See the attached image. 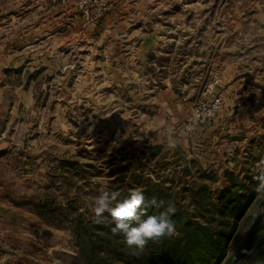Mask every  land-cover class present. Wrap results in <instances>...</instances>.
<instances>
[{
  "label": "rangeland",
  "instance_id": "374dc122",
  "mask_svg": "<svg viewBox=\"0 0 264 264\" xmlns=\"http://www.w3.org/2000/svg\"><path fill=\"white\" fill-rule=\"evenodd\" d=\"M207 1L165 16L126 7L131 20L118 30L126 40L117 41L100 23L110 0L95 24L76 7L80 37L45 59L47 67H39V42L26 48L0 24V56L23 63L0 69V264H81L70 229L40 218L33 202L54 196L90 209L101 189L115 190L140 163L154 176L155 158L165 157L171 174L175 159L194 157L217 174L212 190L226 187L227 170L256 174L264 156V0H219V9ZM218 96L222 108L208 115ZM154 145L162 150L153 158ZM258 220L261 193L238 220L237 241Z\"/></svg>",
  "mask_w": 264,
  "mask_h": 264
},
{
  "label": "trees",
  "instance_id": "16d2710c",
  "mask_svg": "<svg viewBox=\"0 0 264 264\" xmlns=\"http://www.w3.org/2000/svg\"><path fill=\"white\" fill-rule=\"evenodd\" d=\"M152 150L154 158L162 147L154 145ZM164 159L155 158L154 176L143 173L145 164L140 163L137 172L119 176L114 188L126 195L130 188L139 187L147 199L155 196L175 204L177 234L149 241L143 252L129 249L121 236L110 232L107 214L103 223H94L92 211L85 206L64 200L59 203L51 196L33 202L35 214L52 225L70 229L81 264H264V222L258 220L240 241L235 235L238 220L256 196L255 175L242 179L227 170L226 187L212 190L209 181H216L217 174L198 159H186L185 155L184 160L175 159L176 171L171 174L165 172ZM65 181L70 183L68 177ZM148 211L159 209L150 207Z\"/></svg>",
  "mask_w": 264,
  "mask_h": 264
},
{
  "label": "crops",
  "instance_id": "0c3cea01",
  "mask_svg": "<svg viewBox=\"0 0 264 264\" xmlns=\"http://www.w3.org/2000/svg\"><path fill=\"white\" fill-rule=\"evenodd\" d=\"M78 0H69L66 3H41L38 0H0V14L3 12H8L9 16L7 18L0 17L1 23H6L9 26L10 38L20 39L21 41L26 40V45L24 47L28 48L29 44L32 42H39L37 44L38 54L42 57V63L39 67H47V63L44 62L51 54H56L59 50L64 49L67 43L75 42V40L80 37V25L82 21L81 13L76 8ZM215 2V3H214ZM111 9L105 13L104 17L101 19L100 23L106 24L108 26L107 33L103 35L105 38L114 39H125L126 33L119 30V24L131 20L130 15L123 14L124 8L136 6L140 12L145 8H153L158 16H165L166 13L175 12L177 8L190 7L196 3L198 6H206L207 0H110ZM215 8L220 7V1H213L212 3ZM123 8V9H120ZM77 9V10H76ZM157 14L154 18L158 17ZM173 19L175 15L168 16ZM142 24H146L145 16L140 17ZM152 21L149 20V23ZM5 26V25H4ZM122 26V24H121ZM141 28V27H140ZM141 34L138 38L141 40L146 37V33L141 29L137 32ZM143 33V34H142ZM169 36H173L170 34ZM155 39H164L165 35L155 34ZM97 38V37H96ZM98 38L104 39L101 36ZM97 38V39H98ZM126 40V39H125ZM18 41V40H16ZM22 43V42H20ZM5 45V44H4ZM33 47V46H31ZM1 49V48H0ZM31 48L30 52H32ZM116 51L114 52V54ZM17 58H18V54ZM32 59L35 58L34 55L37 53H31ZM16 58V59H17ZM11 56L8 58L5 56H0V69H5L9 65L11 67H16L17 65H22L21 62L11 61ZM38 68V67H37Z\"/></svg>",
  "mask_w": 264,
  "mask_h": 264
},
{
  "label": "clouds",
  "instance_id": "9594fccd",
  "mask_svg": "<svg viewBox=\"0 0 264 264\" xmlns=\"http://www.w3.org/2000/svg\"><path fill=\"white\" fill-rule=\"evenodd\" d=\"M257 181L255 191L264 194V156L256 164ZM154 207L159 211L149 212ZM94 223H103L107 214L111 218L110 232L122 237V242L136 253L143 252L149 241L177 234V224L173 219L175 204L165 203L155 196L145 197L139 187L130 188L126 195L119 190L101 189L90 204Z\"/></svg>",
  "mask_w": 264,
  "mask_h": 264
},
{
  "label": "built area",
  "instance_id": "2783aa9c",
  "mask_svg": "<svg viewBox=\"0 0 264 264\" xmlns=\"http://www.w3.org/2000/svg\"><path fill=\"white\" fill-rule=\"evenodd\" d=\"M41 3H66L69 0H38ZM77 5L79 8L83 9L85 13L86 24H95L98 20V17L102 14L101 11L105 10L107 5V0H78ZM91 7V9H89ZM95 10L93 14L92 10ZM222 98L218 96L211 108L208 111V115H214L216 112L220 111L222 108Z\"/></svg>",
  "mask_w": 264,
  "mask_h": 264
},
{
  "label": "water",
  "instance_id": "95a60500",
  "mask_svg": "<svg viewBox=\"0 0 264 264\" xmlns=\"http://www.w3.org/2000/svg\"><path fill=\"white\" fill-rule=\"evenodd\" d=\"M235 110H237V106H236Z\"/></svg>",
  "mask_w": 264,
  "mask_h": 264
}]
</instances>
